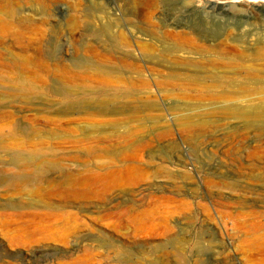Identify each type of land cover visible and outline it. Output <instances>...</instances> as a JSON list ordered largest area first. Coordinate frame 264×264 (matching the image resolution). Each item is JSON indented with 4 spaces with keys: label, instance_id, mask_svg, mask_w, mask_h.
<instances>
[{
    "label": "rangeland",
    "instance_id": "374dc122",
    "mask_svg": "<svg viewBox=\"0 0 264 264\" xmlns=\"http://www.w3.org/2000/svg\"><path fill=\"white\" fill-rule=\"evenodd\" d=\"M0 264H264V0H0Z\"/></svg>",
    "mask_w": 264,
    "mask_h": 264
},
{
    "label": "bare ground",
    "instance_id": "6f19581e",
    "mask_svg": "<svg viewBox=\"0 0 264 264\" xmlns=\"http://www.w3.org/2000/svg\"><path fill=\"white\" fill-rule=\"evenodd\" d=\"M141 1H142V0H141ZM243 1H244V0H243ZM226 3H227V2H226ZM243 3H244V2H243ZM227 4H228V3H227ZM236 4H237V3H236ZM183 6H184V5H183ZM232 6H233V5H232ZM239 7H240V6H239ZM232 9H233V8H232ZM232 9H231V10H232ZM210 10H211V9H210ZM210 10H209V11H210ZM229 11H230V10H229ZM230 12H231V11H230ZM95 18H96V17H95ZM114 18H115V17H114ZM180 18H181V17H180ZM96 21H97V19H96ZM111 23H112V22H111ZM98 26H100V25H98ZM88 31H89V30H88ZM103 31H104V32H107L108 29H107V28H104ZM90 32H91V31H90ZM147 44H148V43H147ZM163 45H164V44H163ZM140 49H141V48H140ZM148 49H149V48H148ZM78 50H79V49H78ZM151 52H152V51H151ZM76 55H77V54H76ZM89 74H90V73H89ZM86 78H87V77H86Z\"/></svg>",
    "mask_w": 264,
    "mask_h": 264
}]
</instances>
